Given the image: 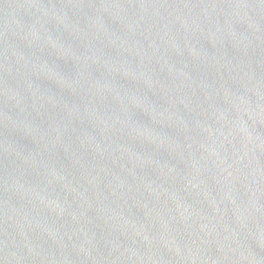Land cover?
Returning a JSON list of instances; mask_svg holds the SVG:
<instances>
[{
	"label": "water",
	"instance_id": "water-1",
	"mask_svg": "<svg viewBox=\"0 0 264 264\" xmlns=\"http://www.w3.org/2000/svg\"><path fill=\"white\" fill-rule=\"evenodd\" d=\"M51 264H264V0H1Z\"/></svg>",
	"mask_w": 264,
	"mask_h": 264
}]
</instances>
